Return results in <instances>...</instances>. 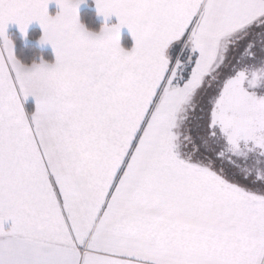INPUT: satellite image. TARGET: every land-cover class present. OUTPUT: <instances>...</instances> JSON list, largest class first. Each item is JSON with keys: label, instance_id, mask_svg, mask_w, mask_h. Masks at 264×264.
I'll return each mask as SVG.
<instances>
[{"label": "snow or ice", "instance_id": "snow-or-ice-1", "mask_svg": "<svg viewBox=\"0 0 264 264\" xmlns=\"http://www.w3.org/2000/svg\"><path fill=\"white\" fill-rule=\"evenodd\" d=\"M85 2L0 0V264H264V0Z\"/></svg>", "mask_w": 264, "mask_h": 264}, {"label": "trees", "instance_id": "trees-1", "mask_svg": "<svg viewBox=\"0 0 264 264\" xmlns=\"http://www.w3.org/2000/svg\"><path fill=\"white\" fill-rule=\"evenodd\" d=\"M80 20L86 27L99 30L102 23L97 19V16L90 4L89 8L80 14ZM41 34L38 30H34L28 37V42H24L16 32H11L9 38L14 43L15 55L25 63H31L32 61H39L43 57L47 61H54L53 55L46 50H42L37 46ZM124 46L130 47L132 41L130 37L124 36L122 39ZM30 111V110H29Z\"/></svg>", "mask_w": 264, "mask_h": 264}, {"label": "crops", "instance_id": "crops-1", "mask_svg": "<svg viewBox=\"0 0 264 264\" xmlns=\"http://www.w3.org/2000/svg\"><path fill=\"white\" fill-rule=\"evenodd\" d=\"M90 4L93 7V10H94V12H95V14L97 16V19L103 24L104 23V18L102 16L98 15L94 0H86L85 3H82V4L79 5V7H78L79 18H80V14L83 11L87 10L89 8ZM57 11H58L57 5L54 2L50 3L49 4V13L54 15ZM115 22H116V18L115 17H112L110 19V21H109V23H115ZM34 30H38L40 32L41 36H42L43 30H42V28H41V26L39 25L38 22H35V21L32 22L28 26V28L26 29V34L25 33H21L20 30H19V27L17 25L9 24V26L7 28V35L9 37V34L11 32H16L24 42H28V37H29L30 33L32 31H34ZM124 36L130 37V39L132 41L131 35H130L129 31L127 30V28H124V29L121 30V43H122V39H123ZM37 46L40 49H42V50L49 51L53 55V57L55 59V53H54V50L52 49L51 45H47V44L41 45L38 42ZM14 53H15V48H14ZM25 107H26L27 110L31 111L34 108V99L29 97L28 101L26 102Z\"/></svg>", "mask_w": 264, "mask_h": 264}]
</instances>
